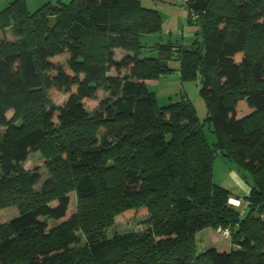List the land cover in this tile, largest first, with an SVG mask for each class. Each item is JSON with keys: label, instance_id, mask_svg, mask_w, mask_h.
<instances>
[{"label": "trees", "instance_id": "16d2710c", "mask_svg": "<svg viewBox=\"0 0 264 264\" xmlns=\"http://www.w3.org/2000/svg\"><path fill=\"white\" fill-rule=\"evenodd\" d=\"M196 13L202 35L186 47L142 44L162 18L141 0L0 10V208L17 207L0 222V264H264V0H209ZM171 58L182 80L200 77L203 121L186 94L159 105L148 89ZM37 152L45 177L23 166ZM218 154L250 176L243 217L213 181ZM71 191L75 212L49 227ZM123 212L146 214L144 229L106 236ZM218 227L232 245L196 253L195 234Z\"/></svg>", "mask_w": 264, "mask_h": 264}, {"label": "rangeland", "instance_id": "374dc122", "mask_svg": "<svg viewBox=\"0 0 264 264\" xmlns=\"http://www.w3.org/2000/svg\"><path fill=\"white\" fill-rule=\"evenodd\" d=\"M141 5L145 8L157 10L162 18L161 29L153 34L143 36L141 38L142 44L151 45L155 42L173 44H182L189 47L195 40L201 38L202 31L195 19L190 15L189 9L182 5V0H141ZM9 35V34H8ZM10 36V35H9ZM1 38V34H0ZM10 39H13L10 37ZM124 51L117 50L114 57L120 58ZM146 55H151L149 49L145 51ZM170 71L160 76L148 80L147 87L156 95L159 105H166L171 102L179 100L180 94H186L195 107L197 117L203 121L206 116V106L199 89L201 86L200 77L195 79L182 80L180 76V60L178 58H171L168 60ZM107 95L104 91L97 92V99L87 105L88 111H91L97 103L105 98ZM68 95L62 92L56 94L54 102L56 104H63ZM244 112L240 111L238 116H243ZM12 116V111L7 113V118ZM210 125L204 123L203 128L210 146L216 141L215 134L209 130ZM5 128L0 129V137L4 133ZM43 160L39 154H30L26 162L23 164L25 168H32L37 166L42 173V177L46 176L45 166L42 164ZM232 170L237 171L239 182L232 175ZM213 181L230 191L231 196L242 201V205L237 208L240 215L243 217L247 213L244 196L247 194L246 187H249L250 176L247 173L240 172L235 164L230 160L218 154L213 161ZM70 205L66 216L59 220H48L49 227L57 225L66 220L75 212L76 198L73 191L69 193ZM55 201L51 203L54 205ZM17 214V207L15 205L5 206L0 208V222L9 220ZM147 218L146 214L138 215L134 220H128L125 212L114 216L113 225L105 230V235L110 236L113 233H124L130 231H141L144 229V221ZM196 239V253L203 252L208 248H222L231 246L229 235L219 233L217 228H205L195 234Z\"/></svg>", "mask_w": 264, "mask_h": 264}, {"label": "crops", "instance_id": "0c3cea01", "mask_svg": "<svg viewBox=\"0 0 264 264\" xmlns=\"http://www.w3.org/2000/svg\"><path fill=\"white\" fill-rule=\"evenodd\" d=\"M13 0H0V10H2L3 8H5L7 6L8 3L12 2ZM46 1H51V2H55L57 0H26V4H27V8L29 11H34L35 9H37L38 7H40L43 3H45ZM118 49L115 50V53L117 52ZM145 83H148V80H145ZM232 175L234 176V178L239 182V184L241 185L242 182L239 180L238 175H237V171L232 170ZM243 185V184H242ZM247 190V194L250 190V188L246 187ZM246 194V195H247ZM235 199V198H233ZM238 202H240L239 199Z\"/></svg>", "mask_w": 264, "mask_h": 264}, {"label": "built area", "instance_id": "2783aa9c", "mask_svg": "<svg viewBox=\"0 0 264 264\" xmlns=\"http://www.w3.org/2000/svg\"><path fill=\"white\" fill-rule=\"evenodd\" d=\"M190 2H191V0H182V5L186 6L189 9L190 15L196 20L198 16H197L196 10H194L190 7ZM229 202L234 204V205H237L239 203L238 200L233 199V198H230ZM217 230L219 231V233H221L223 235H226V236L228 235L227 229L222 230L221 228L218 227Z\"/></svg>", "mask_w": 264, "mask_h": 264}, {"label": "water", "instance_id": "95a60500", "mask_svg": "<svg viewBox=\"0 0 264 264\" xmlns=\"http://www.w3.org/2000/svg\"><path fill=\"white\" fill-rule=\"evenodd\" d=\"M209 0H191L190 7L194 10L203 11Z\"/></svg>", "mask_w": 264, "mask_h": 264}]
</instances>
